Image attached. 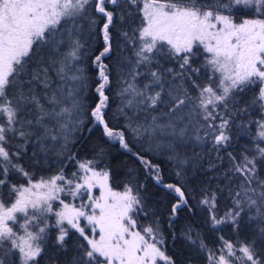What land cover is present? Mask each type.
Instances as JSON below:
<instances>
[{
    "label": "snow or ice",
    "instance_id": "obj_1",
    "mask_svg": "<svg viewBox=\"0 0 264 264\" xmlns=\"http://www.w3.org/2000/svg\"><path fill=\"white\" fill-rule=\"evenodd\" d=\"M100 37L97 54L87 40ZM112 69L118 103L110 127ZM85 117L126 151L128 131L166 150L182 181L185 165L207 157V168L197 169L205 180L196 205L183 183L163 184L177 196L168 217L173 241L205 264H264V0H0V188L7 189L0 264H178L162 250L155 212L152 223L138 224L149 215L143 185L116 191L99 166L103 150L91 159L70 151ZM29 149L33 167L55 154L75 160L76 170L35 180L21 163ZM132 154L161 184L160 166ZM13 174L27 182L11 183ZM197 206L209 230L248 235L235 242L220 235L214 247L191 226L178 236L174 218L183 208L195 215Z\"/></svg>",
    "mask_w": 264,
    "mask_h": 264
},
{
    "label": "trees",
    "instance_id": "obj_2",
    "mask_svg": "<svg viewBox=\"0 0 264 264\" xmlns=\"http://www.w3.org/2000/svg\"><path fill=\"white\" fill-rule=\"evenodd\" d=\"M239 19V18H238ZM102 27V21L100 22ZM115 32V30H113ZM94 43L96 44L94 47ZM87 44L93 45V49L97 52L102 50L103 39L87 40ZM202 57L196 58V63L199 64L202 62ZM105 63L111 64V60H105ZM165 66H171L170 64H165ZM87 72L95 75L97 71L91 65V60L87 61L86 65ZM112 78L113 84L111 85L108 95L110 97V106L107 109V121L109 126H116L117 122L113 119V113L116 108L118 101L115 99V69H112ZM251 95V93H249ZM98 99L94 91L88 93L87 100L89 103H92ZM94 107V103H92ZM123 120L119 122V127H123ZM91 129V130H90ZM74 144L70 146V151L76 153L77 159L88 158L91 159L94 156H97V153L100 150H103V156H97V159L101 160L100 168H107L110 171V186L116 191H122L123 185L127 182H131L135 185H143L141 189L142 193L148 198V212L149 215L145 217L141 214L138 219V224L141 226H146L149 223H152L154 217L151 215L155 212L156 216L161 220V229L164 233L165 244L163 245L162 250L166 252L167 255L177 259L178 264H184L186 260L191 259V264H205L204 256L195 251L190 250L187 246L183 245L180 240L175 242L172 239L171 232L173 229L169 228L168 217L171 210V205L176 202L177 196L175 192H170L168 189L163 187V184L183 183V191L185 192L186 197L189 199V202L193 205H196V201L199 199V185L203 180H205V173L203 171H198L200 165L203 168H207V157L203 161L194 162L190 165H185L184 167L188 170L187 178L185 180H180L175 176V171L177 167L173 161L168 159V153L166 150L157 148L154 144H150L147 140L136 141L133 139L130 131L127 132L128 143L131 148V152L121 148L119 142L110 141L107 137L103 135L102 126L93 125L88 117H85V122L82 127V130L77 131L73 134ZM240 143H245V140L241 138ZM141 152L146 159L150 160L152 164H158L161 169L162 183L157 184L153 179L152 175H149L148 171L140 164V162L133 156L132 153L137 151ZM195 151L201 152L206 151V149H201L197 147ZM67 153H65V156ZM188 157L192 156V150H189L186 154ZM31 156V150L29 149L28 156H25L21 163L29 171L33 173V178L40 179L43 177H49L55 174L60 167L65 168V173L70 174L76 170V161L67 160L63 157H57L55 154L47 157L48 163L44 164L43 159L41 165L31 166L28 157ZM64 159V163L61 164L59 161ZM131 170V172H130ZM195 172L193 177L192 173ZM208 175H213L208 173ZM11 183H25L26 180L24 177L19 176L18 174H13L10 177ZM6 188H0V193H6ZM227 205L224 200H221L218 204L219 214H223ZM207 218V212L202 211L197 206V211L195 215L188 212L187 208H183L179 211L178 215L174 218V230L179 236L180 233L188 226L193 227L194 230H199L203 238L207 241L209 246H215L219 243L218 236L223 235L225 239L231 241H242L248 235L247 232L241 231L239 234H236L232 231L230 227L221 225L222 229L220 232H215L209 230L208 226L205 224ZM75 236L69 238L68 247L71 250ZM41 264H46V260L42 259ZM163 264V261L159 262Z\"/></svg>",
    "mask_w": 264,
    "mask_h": 264
},
{
    "label": "rangeland",
    "instance_id": "obj_3",
    "mask_svg": "<svg viewBox=\"0 0 264 264\" xmlns=\"http://www.w3.org/2000/svg\"><path fill=\"white\" fill-rule=\"evenodd\" d=\"M95 43H94V47H95ZM92 48H93V45H92ZM109 139V138H108ZM110 140V139H109ZM110 141H113V140H110ZM118 142V141H117ZM36 180H39V179H36ZM27 182V181H26ZM25 182V183H26ZM93 191H94V193L96 194V195H99V189L97 188V189H93ZM77 203H78V201H77ZM161 262V261H160Z\"/></svg>",
    "mask_w": 264,
    "mask_h": 264
}]
</instances>
